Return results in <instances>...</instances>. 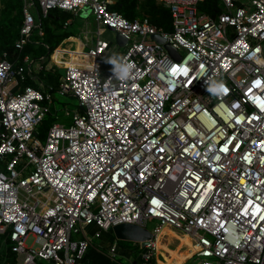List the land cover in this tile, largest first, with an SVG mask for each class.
I'll list each match as a JSON object with an SVG mask.
<instances>
[{
	"label": "built area",
	"instance_id": "built-area-1",
	"mask_svg": "<svg viewBox=\"0 0 264 264\" xmlns=\"http://www.w3.org/2000/svg\"><path fill=\"white\" fill-rule=\"evenodd\" d=\"M159 1L171 30L126 18L115 0H24L19 49L54 7L91 11L98 27L51 53L58 91L79 109L44 137L52 93L24 82L30 55H0V247L16 264H83L93 236L153 220L142 264L164 227L187 236L196 264H264V0H220L216 15L202 0ZM105 27L127 40L113 54L135 65L128 80L104 70ZM221 81L228 91L213 95Z\"/></svg>",
	"mask_w": 264,
	"mask_h": 264
},
{
	"label": "trees",
	"instance_id": "trees-1",
	"mask_svg": "<svg viewBox=\"0 0 264 264\" xmlns=\"http://www.w3.org/2000/svg\"><path fill=\"white\" fill-rule=\"evenodd\" d=\"M23 3L24 0H0V55L6 52L7 57L17 64L24 63V56L30 55L32 64L34 60L49 57L64 38L75 34L73 29L64 27L66 20L73 16V13L54 7L45 16L39 14L38 22L42 24L44 34L40 35L38 28L34 27L27 43L22 49H19L16 47L15 41L19 37L20 26L24 19ZM111 8L118 10L130 20L147 17L151 23L163 27L165 30L172 28L171 11L159 0H115ZM199 9L210 15H216L220 10V0H202ZM24 82L34 85L29 77ZM53 121V117H45L40 126V137L45 136L46 130ZM105 231L109 232L113 239L115 238L111 228ZM174 233L177 232L174 231ZM180 237L182 238V236ZM118 243L120 249L132 247L128 241L119 240ZM166 249L167 246L162 242L161 251L165 252ZM133 250L134 253L137 251L138 255L141 245L137 243V247H134ZM81 261L83 264H126L111 257L106 250L100 248V242L94 239ZM153 262L154 258L149 264H154ZM0 264H16L15 253L0 247ZM37 264L48 263L44 260H38Z\"/></svg>",
	"mask_w": 264,
	"mask_h": 264
},
{
	"label": "rangeland",
	"instance_id": "rangeland-1",
	"mask_svg": "<svg viewBox=\"0 0 264 264\" xmlns=\"http://www.w3.org/2000/svg\"><path fill=\"white\" fill-rule=\"evenodd\" d=\"M87 20L92 23L95 27V21H94V15L92 13H89ZM84 24V18H76V22L74 23L73 26L74 27V31L79 33L80 29L82 28V25ZM102 37H104L105 39L110 40L112 43L110 44V46L112 47L110 50V53L107 54V59H111L115 57V54H113L114 52H123L125 50V46H120L117 42L116 39V32L108 29L107 27H105L104 29V33L102 35ZM111 54V55H110ZM46 62H51L50 58L47 57V59L45 60ZM112 64L110 63H106V65L104 66V70H106V73L109 71L110 68H112ZM56 78V76H54ZM48 86L52 85L53 91H52V95L54 97V103L52 105V112L50 114H48L47 116L53 117L54 121L60 122V123H64L66 125H71L72 124V120H73V112L79 109V102L77 100V98L71 94H62L58 91V82L57 81H52V83H48ZM45 89H47L48 91L50 90V88L45 87ZM66 111H70V114H66ZM53 121V122H54ZM155 220L153 221H149L147 227L152 229L154 226ZM169 231V232H168ZM168 231H165L164 236L161 238V241L169 247H174L175 249H170L167 247V249L165 250V252H163L164 254V258L160 261V264H181L183 261H185L186 259V263L189 264H196L197 261L195 259V257L190 256L191 255V250L189 248H182L184 243H189V239L182 235V233H174V230L170 229L168 227ZM90 235H94V230L90 231L89 233ZM111 236V234L107 231H103L102 235L100 237L97 238H93L96 241L99 242H106L107 239ZM182 236V238L180 237ZM112 238V237H110ZM123 241H127V240H123ZM29 242V241H28ZM162 242L160 243V246L158 250L162 249ZM181 242V243H180ZM129 245H131L132 247H127L125 248V250L127 252H129L132 256V261L133 259L136 258L137 256V251L134 253L133 248L137 247V243L134 241H128ZM105 248H109V247H105ZM121 250L120 248H118V251ZM108 251V250H106Z\"/></svg>",
	"mask_w": 264,
	"mask_h": 264
},
{
	"label": "crops",
	"instance_id": "crops-1",
	"mask_svg": "<svg viewBox=\"0 0 264 264\" xmlns=\"http://www.w3.org/2000/svg\"><path fill=\"white\" fill-rule=\"evenodd\" d=\"M89 13H92V12L91 11H86V10H81V11H79L77 13H73V16L69 17L66 20V22L64 24V27L67 28V29L69 28V29H73L74 30L75 26H73V25L76 22V18L77 17L84 18V24L82 25V28L80 29L79 33L77 31V32H75V34H72V35L64 38L57 46H62V45L75 46L76 43L78 41H80V39L81 40L83 39V32L86 29H89L91 31L90 33H92L93 35L95 34L96 29L98 27V23H97L96 18L94 16L95 27H93L94 25L87 20V17L89 15ZM50 56H51V54H50ZM50 56H49V58H50ZM46 59H47V57L43 58V59L34 60L32 62V64H31V61H30L29 64H27V67H28L27 76L30 79H32V81L34 82V86H36L38 88H41L43 90H47V89H45V87L50 88L49 92L52 93V91H53L52 85L48 86L47 84L48 83L49 84L52 83V81H54V80L57 81V82L59 81L60 75L63 73V67L60 66V65H57V64H55L53 62H49L48 63V62L45 61ZM39 65H42L43 67L39 68ZM54 76H56V78ZM24 85L25 84L23 83L20 86H24ZM89 229H90V231L94 230V232H95L96 227L95 226H91ZM103 231H105V230H103ZM102 232H101V234L99 236H93V238L94 237L95 238L96 237H100L102 235ZM110 237H112V236H110ZM110 237L107 239L106 242H100V248H102L104 250H108L107 253L111 257L112 256L113 257H116V256L120 257L121 256L125 260L126 264H142L141 261H140V257H139L140 253L132 261V257H131L132 255L129 252H127L125 249H121V250L118 251V246H119L118 242H119V240L116 239V238L113 239V237L112 238H110ZM93 238H92V240H93ZM105 247H109V248H105ZM112 247H115V251L114 252H111V248ZM167 247L170 248V249H175L174 247L173 248L169 247V246H167ZM182 248H184V247H181V249ZM163 258H164L163 252L161 250H158L156 256L154 257V262L153 263L154 264H160V261ZM181 264H189V263H186V259H185V261H183Z\"/></svg>",
	"mask_w": 264,
	"mask_h": 264
},
{
	"label": "water",
	"instance_id": "water-1",
	"mask_svg": "<svg viewBox=\"0 0 264 264\" xmlns=\"http://www.w3.org/2000/svg\"><path fill=\"white\" fill-rule=\"evenodd\" d=\"M153 38L161 43H164L169 52H176L174 47L171 44L165 42V40L159 34H154ZM116 39L117 42L122 46H124L127 41L126 38H124L120 33H116ZM111 230L116 239L134 241L136 243H140L141 247H143L153 236L150 228L131 222L115 224L112 226Z\"/></svg>",
	"mask_w": 264,
	"mask_h": 264
},
{
	"label": "clouds",
	"instance_id": "clouds-1",
	"mask_svg": "<svg viewBox=\"0 0 264 264\" xmlns=\"http://www.w3.org/2000/svg\"><path fill=\"white\" fill-rule=\"evenodd\" d=\"M105 62L115 66L113 69L115 73V78L121 81L128 80L130 78L133 68L135 67V65L132 63H127L124 60L118 61L115 58H108ZM209 91L213 95L222 96L228 91V89L225 84L221 81L217 85L209 89Z\"/></svg>",
	"mask_w": 264,
	"mask_h": 264
},
{
	"label": "bare ground",
	"instance_id": "bare-ground-1",
	"mask_svg": "<svg viewBox=\"0 0 264 264\" xmlns=\"http://www.w3.org/2000/svg\"><path fill=\"white\" fill-rule=\"evenodd\" d=\"M167 228L168 227H164L163 228V230H162V232H161V234H160V236L162 235V233L164 232V231H167ZM185 236V235H184ZM187 237V236H186ZM162 241H161V238L159 239V241H157V247L159 248V244L161 243Z\"/></svg>",
	"mask_w": 264,
	"mask_h": 264
},
{
	"label": "snow or ice",
	"instance_id": "snow-or-ice-1",
	"mask_svg": "<svg viewBox=\"0 0 264 264\" xmlns=\"http://www.w3.org/2000/svg\"><path fill=\"white\" fill-rule=\"evenodd\" d=\"M183 71H184V74H187V70H186V69L183 70ZM172 72H173V73H176V72H177V69H176V68H173V69H172Z\"/></svg>",
	"mask_w": 264,
	"mask_h": 264
}]
</instances>
